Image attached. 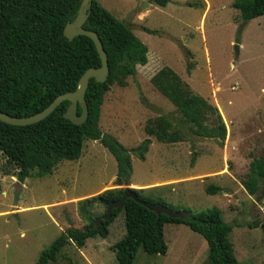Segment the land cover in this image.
<instances>
[{
  "label": "rangeland",
  "instance_id": "rangeland-1",
  "mask_svg": "<svg viewBox=\"0 0 264 264\" xmlns=\"http://www.w3.org/2000/svg\"><path fill=\"white\" fill-rule=\"evenodd\" d=\"M98 1L149 48L148 63L137 65L128 85L114 84L106 93L103 133L135 148L148 137L149 118L175 116V106L151 82L162 67L172 68L219 107L227 124L225 144L197 135L172 144L151 137L146 160L132 153L133 176L140 183L181 177L170 185L173 209L220 208L233 225L229 238L240 264H264V182L255 195L242 183L252 160L264 154V15L245 22L234 7L237 0H171L165 7L151 0ZM197 2L205 8L189 5ZM17 172L0 152V264H35L64 229L83 228L105 214V206L95 205L96 216L90 217L82 199L118 187L117 161L99 140H86L79 159L61 161L52 173L40 176L34 169L23 182ZM211 185L220 191L209 194ZM109 228L107 237L89 238L83 248L69 243L49 264H120L111 245L126 234L124 212ZM165 238L167 254L140 247L134 264L208 263L207 241L187 225L166 224Z\"/></svg>",
  "mask_w": 264,
  "mask_h": 264
},
{
  "label": "trees",
  "instance_id": "trees-1",
  "mask_svg": "<svg viewBox=\"0 0 264 264\" xmlns=\"http://www.w3.org/2000/svg\"><path fill=\"white\" fill-rule=\"evenodd\" d=\"M82 0H0V110L26 117L44 110L58 95L77 89L82 74L90 67L100 66L101 58L94 41L86 35L69 39L64 28L77 14ZM171 0H151L165 7ZM205 8L203 2L189 3ZM245 22L264 15V0H237ZM244 22V23H245ZM86 28L98 32L109 57L110 74L106 82L90 79L86 92L89 117L75 124L64 117L69 101H64L45 119L30 125H13L0 120V152L16 166L21 181L38 169V175L52 173L63 160H76L82 155L88 139L99 140L115 157L117 188L106 189L82 199L79 204L90 217L93 207L107 205L121 198L133 175L132 153L145 160L152 143H177L193 135L213 139L224 146L227 124L219 107L195 93L190 85L169 66L162 67L151 78L153 86L175 106V116L159 114L145 125L148 137L135 148L126 147L117 137L103 133L100 127L102 106L111 86H127L128 78L137 74V65L148 63L149 48L125 21L115 17L98 0H93ZM148 31L156 32L145 28ZM193 64L188 63L191 74ZM83 106L79 105L81 114ZM179 113V114H177ZM198 153L192 152L194 165ZM264 182V154L254 158L243 180L246 190L255 195ZM141 200H164L144 196L142 190L131 188ZM220 187L211 185L209 194ZM189 212L187 218L157 213L133 197L127 198L108 220L99 224L96 218L83 228L69 227L43 249L35 264L56 261L60 251L73 242L82 248L93 237H107L110 224L124 212L126 234L111 248L120 264H134L139 248L150 254H167L166 224H185L202 235L208 243L207 264H240L229 236L233 225L225 221L218 207ZM101 216V215H100ZM98 216V217H100ZM253 225V224H251ZM259 225V223H258ZM264 232V223H262Z\"/></svg>",
  "mask_w": 264,
  "mask_h": 264
},
{
  "label": "water",
  "instance_id": "water-1",
  "mask_svg": "<svg viewBox=\"0 0 264 264\" xmlns=\"http://www.w3.org/2000/svg\"><path fill=\"white\" fill-rule=\"evenodd\" d=\"M92 4L93 0L81 1L75 18L67 22L64 28V34L69 39H73L78 35L89 36L94 41L96 49L100 55L101 65L88 68L80 77L77 89L58 95L44 110L26 117L15 116L0 110V120L13 125H30L48 117L66 100L69 101V104L66 112L64 113L65 118L70 119L75 124H83L88 119L89 105L86 100V92L90 79L95 78L98 82H106L110 74L109 57L98 32L84 26L91 13ZM79 105L83 106L81 114L78 113ZM129 197H133L135 200L141 201L144 205L159 214L165 213L171 217L178 218H187L189 216V212L187 210H175L160 202L141 200L137 193L133 192L130 187H126L121 198L111 201L107 205L105 214L98 217L96 222L99 224L102 220H108L111 218L113 211L121 206Z\"/></svg>",
  "mask_w": 264,
  "mask_h": 264
},
{
  "label": "crops",
  "instance_id": "crops-1",
  "mask_svg": "<svg viewBox=\"0 0 264 264\" xmlns=\"http://www.w3.org/2000/svg\"><path fill=\"white\" fill-rule=\"evenodd\" d=\"M163 143V142H161ZM178 143V142H177ZM172 144V143H170ZM153 145V143H151V146ZM150 151V149H149ZM148 151V152H149ZM83 153V152H82ZM136 155V154H135ZM147 154H146V158H147ZM81 157V156H80ZM146 160V159H145ZM181 177H173V178H166V179H163V180H159V181H156V182H153V183H140L138 181L135 180L134 176L132 175L131 177V184L128 186L130 188H136V189H140L142 190V192L145 194V195H148L147 197L149 198H152V199H156V200H164L166 201L167 203L169 202L170 204V200L168 198V196H171V192L173 190H175V188H173L172 186L170 185H174L178 179H180ZM167 186V189L166 190H158V189H155V188H162V187H166ZM151 190V191H150ZM146 191V192H145ZM148 191L151 192L150 194H148ZM155 191V192H154ZM172 202V201H171ZM25 207H22L21 209H23ZM178 224V223H177ZM180 224V223H179ZM65 230V229H64ZM24 234V233H23ZM112 246V245H111ZM83 248V247H82ZM236 253V252H235Z\"/></svg>",
  "mask_w": 264,
  "mask_h": 264
}]
</instances>
